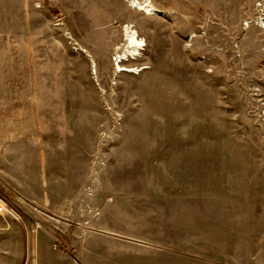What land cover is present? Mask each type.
<instances>
[{"label":"rangeland","instance_id":"1","mask_svg":"<svg viewBox=\"0 0 264 264\" xmlns=\"http://www.w3.org/2000/svg\"><path fill=\"white\" fill-rule=\"evenodd\" d=\"M153 1L0 0L12 264L44 236L77 264H264V0Z\"/></svg>","mask_w":264,"mask_h":264},{"label":"bare ground","instance_id":"2","mask_svg":"<svg viewBox=\"0 0 264 264\" xmlns=\"http://www.w3.org/2000/svg\"><path fill=\"white\" fill-rule=\"evenodd\" d=\"M131 7L147 13L148 15H156L164 13V10L153 0H125ZM172 11V10H171ZM176 11V10H175ZM174 13V12H173ZM258 25L264 29V18L258 21ZM123 43L116 48L115 63L117 65L116 73H137L139 69L123 67L121 64L127 63L131 59H136L141 55L145 47V41L140 38L137 31L130 25L123 28ZM85 51V49H82ZM93 74L97 75V64L92 62ZM18 219V218H17Z\"/></svg>","mask_w":264,"mask_h":264},{"label":"crops","instance_id":"3","mask_svg":"<svg viewBox=\"0 0 264 264\" xmlns=\"http://www.w3.org/2000/svg\"><path fill=\"white\" fill-rule=\"evenodd\" d=\"M14 230L16 227L12 228V226L6 230L8 233L5 240L7 247L0 251V259H8L9 264H12V231ZM45 237L35 241H30V237H28L24 258L19 259L21 264H77L74 255L61 251L56 242L49 241ZM4 250H8L6 253L9 256H6Z\"/></svg>","mask_w":264,"mask_h":264},{"label":"built area","instance_id":"4","mask_svg":"<svg viewBox=\"0 0 264 264\" xmlns=\"http://www.w3.org/2000/svg\"><path fill=\"white\" fill-rule=\"evenodd\" d=\"M7 217H13L14 219H17L19 215L12 208V206L8 203V201L0 198V218L3 219L5 222H8ZM2 229H5V228H2L0 226V230Z\"/></svg>","mask_w":264,"mask_h":264}]
</instances>
